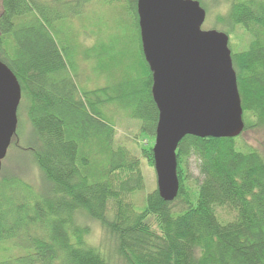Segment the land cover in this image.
Wrapping results in <instances>:
<instances>
[{
    "label": "trees",
    "instance_id": "trees-1",
    "mask_svg": "<svg viewBox=\"0 0 264 264\" xmlns=\"http://www.w3.org/2000/svg\"><path fill=\"white\" fill-rule=\"evenodd\" d=\"M89 1L0 0V61L29 101L40 140L33 159L44 183L35 192L23 179H0V242L23 250L0 264H264V155L240 150L236 137L185 135L176 149V197L164 201L154 189L135 207L131 195L143 188L139 159L115 145L103 109H128L153 139L152 76L140 49L145 77L135 86L78 89L51 31ZM126 1L139 39L137 0ZM197 1L204 8L211 0ZM224 1L221 29L239 26L250 37L247 49L231 52L242 117L264 125V0ZM141 151L153 164L152 147ZM192 156L200 176L194 186L186 165ZM217 208L233 218L221 220ZM89 221L100 226V242L88 240Z\"/></svg>",
    "mask_w": 264,
    "mask_h": 264
},
{
    "label": "water",
    "instance_id": "water-1",
    "mask_svg": "<svg viewBox=\"0 0 264 264\" xmlns=\"http://www.w3.org/2000/svg\"><path fill=\"white\" fill-rule=\"evenodd\" d=\"M139 36L158 110L152 147L159 196L179 189L176 149L185 135L234 138L244 127L228 36L201 28L197 0H137ZM21 87L0 61V171L17 125Z\"/></svg>",
    "mask_w": 264,
    "mask_h": 264
},
{
    "label": "rangeland",
    "instance_id": "rangeland-1",
    "mask_svg": "<svg viewBox=\"0 0 264 264\" xmlns=\"http://www.w3.org/2000/svg\"><path fill=\"white\" fill-rule=\"evenodd\" d=\"M211 1L204 5L206 17L201 28L224 32L225 29H221L222 26L216 21L218 15L226 13V3L224 0ZM64 8L63 6L60 11L64 12ZM54 25L51 35L60 49L65 48L69 74L79 90L97 89L107 85L123 89L144 80L135 15L126 0H91L84 5L80 15L59 19ZM226 30L231 52L248 48L250 37L239 26L228 25ZM28 105L29 101L22 93L16 112V132L2 160L0 179H23L34 186L35 192H39L44 188V183L34 162L33 150L40 146V140L30 122ZM103 112L104 117L114 125L115 145L125 146L139 159L143 188L132 194L130 199L140 209L146 194L157 189L153 164L141 154L143 147H153L154 138L140 132V121L132 117L128 109L118 104H109L104 107ZM243 122V130L236 137L239 149L245 151L252 148L264 155V125L258 124L255 118L246 113ZM186 165L188 185L194 186L200 180L195 158H188ZM216 212L224 221L232 219L234 215L222 208H217ZM150 223L156 227L154 219ZM87 225L88 240L92 243L100 242L103 233L100 226L94 221L87 222ZM22 252L11 240L0 242V260L12 258Z\"/></svg>",
    "mask_w": 264,
    "mask_h": 264
}]
</instances>
